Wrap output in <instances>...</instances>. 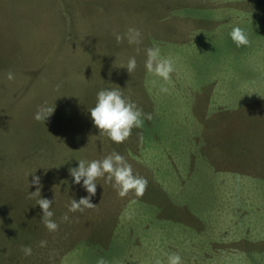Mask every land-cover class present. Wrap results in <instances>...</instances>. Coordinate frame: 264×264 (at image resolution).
<instances>
[{
	"label": "rangeland",
	"instance_id": "374dc122",
	"mask_svg": "<svg viewBox=\"0 0 264 264\" xmlns=\"http://www.w3.org/2000/svg\"><path fill=\"white\" fill-rule=\"evenodd\" d=\"M236 25L250 45L233 43ZM129 27L139 45L117 42ZM154 46L174 61L168 82L145 69ZM114 88L153 117L120 144L89 111ZM45 103L54 112L36 121ZM113 151L147 179L144 195L121 198L98 178L96 207L68 212L88 195L69 169ZM33 176L56 232L29 198L37 185L19 189ZM172 253L264 264V0H0V264H167Z\"/></svg>",
	"mask_w": 264,
	"mask_h": 264
},
{
	"label": "clouds",
	"instance_id": "9594fccd",
	"mask_svg": "<svg viewBox=\"0 0 264 264\" xmlns=\"http://www.w3.org/2000/svg\"><path fill=\"white\" fill-rule=\"evenodd\" d=\"M141 32L138 28L129 27L127 32L122 36L115 34L118 43L125 38L130 45H139L141 43ZM229 36L237 47L250 45V39L247 32L239 25L231 27ZM137 54L140 48H136ZM146 60L145 69L151 76L168 82L171 74L175 71L174 61L170 57L161 55L158 46L148 47L145 49ZM126 67L131 74L137 67L135 56L129 57ZM8 79H13V74H8ZM151 83L155 86L156 80ZM160 91L167 93L169 89L161 85ZM55 107H50L46 103L38 106L34 114L36 121L45 122L53 112ZM91 119L94 126L103 135H106L114 143L120 144L126 141L131 135L133 128H142L144 120H151L152 114L145 113L137 104L126 98L118 88L102 89L96 94V102L94 107L89 109ZM70 175L74 178V183L80 184L88 193L87 196L81 197L79 201L72 199L67 205L68 212H84L85 209L95 208L97 204L91 202V198L95 196L97 191V179L105 178L106 183H110L116 190L119 197H126L129 193H133L135 197H142L147 190L148 181L145 177L135 174L132 165L127 162L125 157L115 151L107 154L102 159H94L91 161L79 160L78 167L69 169ZM32 183L37 185L35 192L29 193V198L39 197L36 204L42 209V223L49 232H56L59 225L52 219L54 213L51 211L52 200L41 198L40 195V177L33 176ZM62 221H69L68 213L61 217ZM127 219H132L129 213ZM46 241H41L40 246L45 247ZM21 250L25 256L32 254L30 246H21ZM96 264H109V261L103 257L97 259ZM155 264H164L160 259L155 260ZM167 264H183L179 254L172 253L167 255Z\"/></svg>",
	"mask_w": 264,
	"mask_h": 264
},
{
	"label": "trees",
	"instance_id": "16d2710c",
	"mask_svg": "<svg viewBox=\"0 0 264 264\" xmlns=\"http://www.w3.org/2000/svg\"><path fill=\"white\" fill-rule=\"evenodd\" d=\"M43 160H45V159H43ZM48 160V159H47ZM25 163V162H24ZM13 167V166H12ZM43 184L45 185L46 183L45 182H41L40 183V185H42L43 186ZM21 185V184H20ZM19 189H28V190H30V189H34V190H36V185H32V183H27L25 186H21Z\"/></svg>",
	"mask_w": 264,
	"mask_h": 264
}]
</instances>
